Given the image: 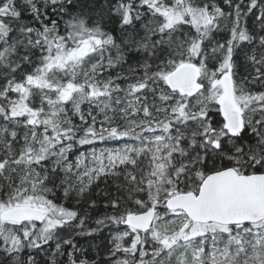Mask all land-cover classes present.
I'll return each instance as SVG.
<instances>
[{"label":"snow or ice","instance_id":"snow-or-ice-1","mask_svg":"<svg viewBox=\"0 0 264 264\" xmlns=\"http://www.w3.org/2000/svg\"><path fill=\"white\" fill-rule=\"evenodd\" d=\"M0 264H264V0H0Z\"/></svg>","mask_w":264,"mask_h":264}]
</instances>
